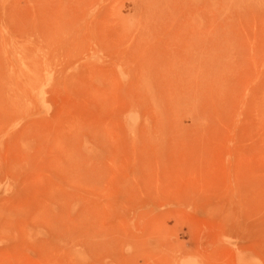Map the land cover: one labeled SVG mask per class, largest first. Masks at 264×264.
Returning a JSON list of instances; mask_svg holds the SVG:
<instances>
[{
	"label": "rangeland",
	"instance_id": "rangeland-1",
	"mask_svg": "<svg viewBox=\"0 0 264 264\" xmlns=\"http://www.w3.org/2000/svg\"><path fill=\"white\" fill-rule=\"evenodd\" d=\"M0 264H264V0H0Z\"/></svg>",
	"mask_w": 264,
	"mask_h": 264
}]
</instances>
